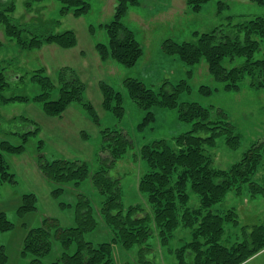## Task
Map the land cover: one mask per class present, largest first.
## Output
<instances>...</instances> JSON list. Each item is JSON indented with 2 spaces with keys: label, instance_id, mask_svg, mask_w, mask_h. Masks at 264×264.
I'll list each match as a JSON object with an SVG mask.
<instances>
[{
  "label": "trees",
  "instance_id": "trees-1",
  "mask_svg": "<svg viewBox=\"0 0 264 264\" xmlns=\"http://www.w3.org/2000/svg\"><path fill=\"white\" fill-rule=\"evenodd\" d=\"M37 1L41 0H25L24 5L31 8ZM57 1L61 4V14L71 13L75 17L87 14L91 8L89 0ZM208 1L186 0V4L191 10L198 11ZM250 1L264 4V0ZM137 4L138 0H116L112 19L103 25L107 42L95 44L102 61L112 59L130 67L143 54L133 31L123 22L129 7ZM14 10V1L6 0L1 3L0 24L5 36L19 48L33 49L44 44L71 48L76 45L73 30L24 34L26 30L23 25L16 24L13 20L11 14ZM261 42H264V16L234 24L230 29L216 26L208 32L195 31L190 40L176 42L166 39L162 50L189 65L198 64L204 59L209 73L223 84L225 90H240L245 76L250 78L249 85L252 88L264 89V57H255ZM235 57H243V63L230 66ZM44 71L43 68H37L30 74V79L39 85L40 91L37 94L31 97L6 95L4 91L11 87V82H21L26 76L8 65H2L0 104L33 101L41 105L46 115L59 116L69 105L78 103L96 124L99 123L93 105L83 98L85 84L73 69L62 67L58 72L57 83ZM123 84L137 106L146 110L139 127L154 120V114L150 111L153 106L176 108L179 119L192 122L193 127L171 139L154 140L140 147V156L146 162L147 170L138 178L137 187L140 193L145 194L149 204L147 207L141 204L125 206L122 201L121 178L119 175L108 174L131 144L120 130H102L105 141L103 150H108L110 157L105 158L104 165L95 171H91L90 165L82 160L56 158L48 161L39 155L38 169L44 180L51 185V194L55 198L69 186L76 190L82 181L90 179L93 187L103 196L95 210L112 232V239L95 244L84 238V234L97 225L96 212L91 199L82 192H77L74 226L62 227L56 218L46 217L41 226L27 230L23 238L22 254L29 255L28 264H44L43 257L51 249L52 237L59 240L65 248L76 241V249L72 253L62 251L51 264H115L113 244H119L124 249L135 245L140 248L138 263L122 264H146L149 261L146 255L151 250L148 239L153 231L164 246L179 226L190 229L191 237L174 251L178 264H241L263 249L264 223L244 225L240 240L229 246L221 243L224 225L227 222L235 223V212L232 209L221 212L212 207L221 202L231 189L241 193L244 184H248L251 194H264V186L253 179L264 156V141L252 143L239 161L228 168H216L207 151L215 146L216 137L224 134L227 144L235 149L240 144V136L223 116L217 120L212 119L210 108L195 101L178 100L179 94L190 91L187 80L181 79L177 83L164 81L158 90L136 78H126ZM99 85L103 107L114 116L122 117L124 108L121 94L105 81H101ZM199 91L205 95L212 92L206 85L200 86ZM30 124L29 130L16 133L22 140L20 143L0 140V186L15 182V174L11 172L4 152H22L27 136L37 135L39 130L34 122ZM84 136L87 135L84 133ZM189 189L199 196L196 206L188 205ZM36 203V194L25 192L22 194L19 211H34L37 209ZM59 204L62 207L69 205L63 202ZM11 227L12 223L0 212V231ZM6 259L7 255L1 245L0 264H5Z\"/></svg>",
  "mask_w": 264,
  "mask_h": 264
},
{
  "label": "rangeland",
  "instance_id": "rangeland-1",
  "mask_svg": "<svg viewBox=\"0 0 264 264\" xmlns=\"http://www.w3.org/2000/svg\"><path fill=\"white\" fill-rule=\"evenodd\" d=\"M4 1L0 0V4ZM12 1L15 10L11 15L16 24L23 25L26 30L24 34L73 30L77 43L71 48L44 44L38 48L23 49L5 36L0 24V67L8 65L26 76L21 82H11V87L4 93L31 97L40 91L39 85L30 79L32 70L43 68L57 83L59 70L69 67L85 84L83 98L93 105L99 123L96 124L78 103L69 105L59 116L46 115L41 105L33 101L0 104V140L7 139L12 144H18L22 140L16 133L29 130L32 122L39 129L37 135L27 136L21 153L4 152L10 170L15 174L14 183H3L0 186V212L12 223L10 229L0 231V246H3L7 255L5 264H28L29 255L22 254L23 238L28 229L41 226L44 218H56L62 227L74 226L77 192L91 199L94 210L103 199L89 178L82 181L78 189L69 186L58 198L53 197L51 185L44 180L38 169L39 155L48 161L56 158L82 160L90 165L91 171H95L104 165L105 158L110 157L109 151L103 150L105 141L102 130H120L132 145L108 174L119 175L121 178L122 201L125 206L149 205L145 194L140 193L137 187L138 178L147 170V164L140 156V147L154 140L171 139L190 130L193 123L180 120L176 108L153 106L150 111L154 114V120L139 127L146 110L138 107L128 95L123 84L126 78L139 79L155 90L164 81L177 83L185 79L190 85V91L179 94L180 102H198L210 108L212 119L217 120L223 116L230 122L235 133L240 136V144L233 149L227 144L224 134L217 136L215 146L207 150L216 168H228L239 161L252 143L264 141V89L252 88L249 85L250 78L245 76L240 90H225L223 84L209 73L204 59L198 64L189 65L162 50L166 39L176 42L190 40L195 31L208 32L216 26L230 29L234 24L264 16V4L250 0H209L198 11H193L187 6L186 0H138L137 5L129 7L123 22L133 31L143 54L133 66L128 67L112 59L102 61L95 49L97 42H107L103 25L112 19L116 0H89V12L79 17L71 13L61 14V4L57 0L37 1L31 8L25 7V0ZM255 57H264V42H261ZM243 61V57H235L231 63H227L233 66ZM101 81L107 82L121 94L124 108L122 117L114 116L103 107L99 85ZM202 85L209 86L211 94L201 93L199 88ZM253 179L264 186V156ZM25 192L36 194L37 209L21 213L19 206ZM189 194L188 205H198L199 196L190 189ZM59 202L69 205L62 207ZM212 208L221 212L232 209L235 212V223L227 222L224 225L221 243L227 246L241 239L242 226L264 223V194H251L248 184L243 185L241 193L229 190L223 200ZM95 217L97 225L87 231L84 238L95 244L111 241L112 232L109 227L97 212ZM190 237V229L179 226L168 244L163 246L153 231L148 239L151 250L146 255L149 260L146 264H178L174 251ZM75 249L76 241L65 248L52 237L51 249L43 257V262L51 264L62 251L72 253ZM112 254L115 264L138 263L140 248L135 245L124 249L119 244H113ZM241 264H264V248Z\"/></svg>",
  "mask_w": 264,
  "mask_h": 264
}]
</instances>
